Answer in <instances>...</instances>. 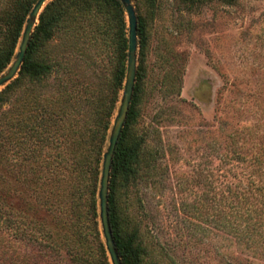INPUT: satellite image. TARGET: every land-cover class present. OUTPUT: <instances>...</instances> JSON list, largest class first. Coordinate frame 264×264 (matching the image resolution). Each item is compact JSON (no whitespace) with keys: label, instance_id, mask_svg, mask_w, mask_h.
Wrapping results in <instances>:
<instances>
[{"label":"rangeland","instance_id":"1","mask_svg":"<svg viewBox=\"0 0 264 264\" xmlns=\"http://www.w3.org/2000/svg\"><path fill=\"white\" fill-rule=\"evenodd\" d=\"M27 2L0 0V11L20 16ZM133 4L146 45L137 57L144 96L129 136L143 142L136 176L128 184L117 179L112 191L118 227L124 235L138 233L144 264H264V255L239 241L219 216L226 192L236 191L248 169L233 151L244 141L249 155L256 137L264 136V0ZM68 23V32L43 43L32 59L66 61L71 80L90 82L106 95L115 63L108 39L92 46L90 21ZM54 78L31 84L17 74L10 87L0 88V264L6 247L32 255L30 264H64L65 242L84 257L69 264H105L89 211L93 189L99 212L102 160L96 164L91 153L81 177L74 167L66 178L59 123L45 119L36 134L30 130L31 97H50L60 87ZM178 88L179 96L171 95ZM93 115L85 107L86 128L94 126ZM51 189L61 207L72 203L75 216L47 209ZM17 223L52 243L54 260L45 256V244L33 247L20 239ZM78 229L85 237L76 235Z\"/></svg>","mask_w":264,"mask_h":264},{"label":"trees","instance_id":"2","mask_svg":"<svg viewBox=\"0 0 264 264\" xmlns=\"http://www.w3.org/2000/svg\"><path fill=\"white\" fill-rule=\"evenodd\" d=\"M36 1L28 0L20 16H11L6 11H0V35H2L0 40V74L9 66L15 56L26 18ZM135 1L137 0H133V2ZM143 1L148 8H153L157 2V0ZM218 1L227 4L235 2V0ZM87 21L91 22V27L88 30L90 44L96 47L99 41L105 37L108 39V44H110L114 54V72L108 93L104 96L90 82L83 83L78 80H71L72 75L70 73H72L73 68L70 67V63L66 61L64 63L63 61L48 63L32 59V56L36 54L43 43L53 40L57 33L64 34V32H68V22L82 24ZM137 38L139 57L145 48L146 36L144 22L138 13ZM127 50L128 27L126 14L119 0H52L39 15L38 24L32 33L18 74L24 76L31 84H39L55 75L54 79L58 80L60 84L59 89L53 91L50 97L45 99L40 98L38 95L31 97L33 124L30 130L36 134L42 123L41 121L45 119L51 123V126L59 123L63 138L61 145H64L63 160L64 163H67L66 178L72 173L74 167L77 169L80 178L82 171L89 166V155L91 153L94 154L96 164H99L103 159V149L106 146L114 114L123 92ZM141 73V69L137 67L133 97L113 158L108 195L110 225L122 264H144L142 257L145 254L144 248L138 241V233L135 231L130 235H124L118 227L112 197L117 179L123 184H128L137 173L143 141L130 140L129 126L137 118V109L144 96ZM10 84L6 88L10 87ZM3 92L4 90L0 92V103ZM179 94L180 88L171 92V95L174 96H179ZM87 106L92 108L94 114L92 120L94 126L89 128H86L85 122L81 121ZM74 135H77V138L73 139ZM256 138L252 147L253 151L249 155V149L243 144L244 141L236 151H233L234 160L243 166L247 165L248 169L241 173L236 191L231 192L229 190L226 192L229 197L224 196L225 205L219 211V216L221 218L220 222L226 224L239 241L244 242L245 240L249 246H253L254 250L264 255V136L259 135ZM90 139L91 143H89ZM46 193L49 195H47L44 205L49 211L61 210V213L69 218L75 216L72 203H69V205L63 204L61 207V204L52 198V189ZM89 204L99 249L103 254L105 264H110L106 255L107 251H105L101 240L98 222V200L93 189L90 192ZM15 232L20 235V239L33 245V247L45 244L43 245L45 256L54 260L55 251L51 247L52 243L47 245V243L39 240L34 232L20 230L18 223L15 226ZM77 234H79V238L85 237V233L79 229L76 231ZM64 246L66 257H64L66 261L64 264H69L73 259L84 260V257L72 248L70 242H65ZM7 250L6 247L4 250L5 264H30L32 255H22L18 251L7 252ZM47 264L51 263L47 262Z\"/></svg>","mask_w":264,"mask_h":264},{"label":"water","instance_id":"3","mask_svg":"<svg viewBox=\"0 0 264 264\" xmlns=\"http://www.w3.org/2000/svg\"><path fill=\"white\" fill-rule=\"evenodd\" d=\"M51 0H37L31 8L23 27L18 50L15 53L11 65L5 73L0 76V88L8 85L18 74L23 64L26 51L31 40L34 28L38 23L40 13ZM125 10L128 23V50L126 75L120 103L108 136V144L103 154L101 177L98 190L99 199V221L101 233L104 239L105 249L111 264H122L113 238L109 220L108 193L110 185L111 169L115 150L124 127L131 100L133 97L138 57L137 38V14L132 0H119Z\"/></svg>","mask_w":264,"mask_h":264}]
</instances>
